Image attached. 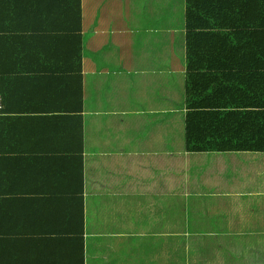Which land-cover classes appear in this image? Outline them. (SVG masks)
I'll return each instance as SVG.
<instances>
[{
	"label": "trees",
	"instance_id": "obj_1",
	"mask_svg": "<svg viewBox=\"0 0 264 264\" xmlns=\"http://www.w3.org/2000/svg\"><path fill=\"white\" fill-rule=\"evenodd\" d=\"M45 4L92 24L101 109L121 117L105 144L124 153L98 154L90 192L147 213L176 198L183 264H264V0Z\"/></svg>",
	"mask_w": 264,
	"mask_h": 264
},
{
	"label": "crops",
	"instance_id": "obj_2",
	"mask_svg": "<svg viewBox=\"0 0 264 264\" xmlns=\"http://www.w3.org/2000/svg\"><path fill=\"white\" fill-rule=\"evenodd\" d=\"M45 5L0 0V264H84V247L85 264H183L176 198L147 213L90 192L98 154L124 153L105 144L121 117L101 109L92 24Z\"/></svg>",
	"mask_w": 264,
	"mask_h": 264
},
{
	"label": "built area",
	"instance_id": "obj_3",
	"mask_svg": "<svg viewBox=\"0 0 264 264\" xmlns=\"http://www.w3.org/2000/svg\"><path fill=\"white\" fill-rule=\"evenodd\" d=\"M3 103H2V98H1V94H0V113L3 111Z\"/></svg>",
	"mask_w": 264,
	"mask_h": 264
}]
</instances>
